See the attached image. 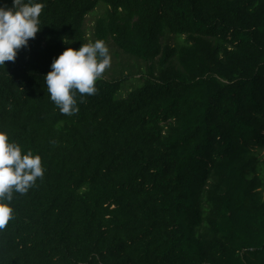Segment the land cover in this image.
<instances>
[{"label": "trees", "instance_id": "1", "mask_svg": "<svg viewBox=\"0 0 264 264\" xmlns=\"http://www.w3.org/2000/svg\"><path fill=\"white\" fill-rule=\"evenodd\" d=\"M41 2L0 65V130L44 169L13 193L0 264H264V0ZM100 2L95 41L146 73L124 95L101 75L64 115L43 77Z\"/></svg>", "mask_w": 264, "mask_h": 264}, {"label": "clouds", "instance_id": "2", "mask_svg": "<svg viewBox=\"0 0 264 264\" xmlns=\"http://www.w3.org/2000/svg\"><path fill=\"white\" fill-rule=\"evenodd\" d=\"M44 6L41 0H12V7L0 5V65L14 61L18 50L27 47L30 38L41 30L39 17ZM110 64L111 55L103 40L82 44L78 49L66 47L54 58L43 80L60 113H77V95H94L95 82ZM43 174L40 155L23 151L9 140L7 132L0 130V229L13 216V193H27Z\"/></svg>", "mask_w": 264, "mask_h": 264}, {"label": "rangeland", "instance_id": "3", "mask_svg": "<svg viewBox=\"0 0 264 264\" xmlns=\"http://www.w3.org/2000/svg\"><path fill=\"white\" fill-rule=\"evenodd\" d=\"M105 13V6L102 2L98 3L91 12L87 13L84 19L83 29L85 33L86 44L93 43L94 25L99 18H102ZM183 40V36L167 35L164 42L169 44L179 43ZM106 46L111 55L110 67L106 68L102 74L103 79L112 80L115 78L125 77L122 86L118 91V95H124L130 89L142 84V76L146 73L147 64L141 59H136L117 48L111 40H108ZM264 194V192H263Z\"/></svg>", "mask_w": 264, "mask_h": 264}]
</instances>
